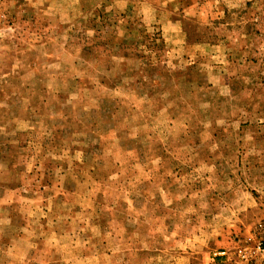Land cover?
<instances>
[{
	"label": "rangeland",
	"instance_id": "obj_1",
	"mask_svg": "<svg viewBox=\"0 0 264 264\" xmlns=\"http://www.w3.org/2000/svg\"><path fill=\"white\" fill-rule=\"evenodd\" d=\"M264 225V0H0V264H212Z\"/></svg>",
	"mask_w": 264,
	"mask_h": 264
},
{
	"label": "built area",
	"instance_id": "obj_2",
	"mask_svg": "<svg viewBox=\"0 0 264 264\" xmlns=\"http://www.w3.org/2000/svg\"><path fill=\"white\" fill-rule=\"evenodd\" d=\"M212 264H264V225L261 223L254 236H236L227 248L215 250Z\"/></svg>",
	"mask_w": 264,
	"mask_h": 264
}]
</instances>
